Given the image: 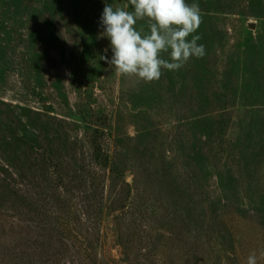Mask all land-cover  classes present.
<instances>
[{
  "label": "rangeland",
  "instance_id": "1",
  "mask_svg": "<svg viewBox=\"0 0 264 264\" xmlns=\"http://www.w3.org/2000/svg\"><path fill=\"white\" fill-rule=\"evenodd\" d=\"M186 2L206 54L144 83L100 59L130 0H0V264H264V0Z\"/></svg>",
  "mask_w": 264,
  "mask_h": 264
},
{
  "label": "clouds",
  "instance_id": "2",
  "mask_svg": "<svg viewBox=\"0 0 264 264\" xmlns=\"http://www.w3.org/2000/svg\"><path fill=\"white\" fill-rule=\"evenodd\" d=\"M134 11L106 4L100 19L101 36L110 40L113 55H102L111 68L125 77L150 83L159 80L163 70L181 69L191 58H203L205 46L195 35L201 22L198 3L186 0H130ZM147 20L148 32L138 21ZM191 36L189 40L188 37ZM107 49H105V53ZM168 53L171 62L163 58ZM246 264H257L256 254H250Z\"/></svg>",
  "mask_w": 264,
  "mask_h": 264
},
{
  "label": "trees",
  "instance_id": "3",
  "mask_svg": "<svg viewBox=\"0 0 264 264\" xmlns=\"http://www.w3.org/2000/svg\"><path fill=\"white\" fill-rule=\"evenodd\" d=\"M104 132V131H102ZM101 135V131H97L94 134L91 144L93 146V149L96 153V159L99 161V163L103 166H106L107 164H110V159H108L106 156H103L100 154V151L102 150L103 147H105V143L101 142L99 139ZM119 182H122L121 178H116V182H115V187L114 189L117 188V185ZM113 189V190H114ZM89 190V189H87ZM110 200V199H108ZM102 202H105V200H103ZM102 202L100 201V206H102ZM108 202V201H106ZM62 227L64 229H72V225L70 222L67 223H63ZM50 229L52 231V234L54 235V233L56 232L57 229L53 228L50 226ZM121 232L123 233V229H121ZM51 242V241H50ZM50 244V243H49ZM48 246V245H47ZM51 250L49 251V262L51 264H64L65 262H67L68 260L74 259L73 255H72V250L68 247V245L66 244V242L62 243L61 246L57 245L55 242H51ZM87 256H83V263L85 264V260H86ZM75 261V260H74ZM97 262V259H96ZM81 263V264H83ZM66 264V263H65Z\"/></svg>",
  "mask_w": 264,
  "mask_h": 264
}]
</instances>
